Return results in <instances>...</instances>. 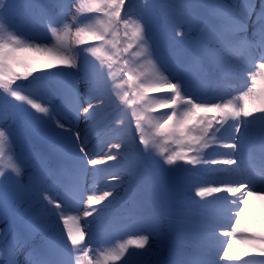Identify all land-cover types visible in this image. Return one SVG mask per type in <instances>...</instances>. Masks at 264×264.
Wrapping results in <instances>:
<instances>
[{"label": "snow or ice", "instance_id": "6c2138e0", "mask_svg": "<svg viewBox=\"0 0 264 264\" xmlns=\"http://www.w3.org/2000/svg\"><path fill=\"white\" fill-rule=\"evenodd\" d=\"M125 4L0 0V181L29 203L15 231L0 228V264H148L143 257L159 218L143 214L127 189L128 238L110 251L89 242L125 175L129 186L143 180L151 191L147 156L160 158L161 171L225 165L241 176L197 187L200 198L233 197L232 223L217 236L224 225L205 213L171 221L177 238L167 264H248L253 253L264 258V233L238 231L248 197L264 195V0H156L173 38L167 55L157 54L147 13L122 15ZM18 9L48 35L18 31L11 20ZM257 54L261 62L248 73L246 88L233 90L238 95H208L193 86L219 84L236 58L254 60ZM109 81L122 89L120 103L132 108L139 139L125 129L109 151L97 152L92 133L99 117L111 119L108 109L115 103ZM118 165V171L108 170ZM257 178L260 187L254 186ZM221 236L224 246L216 249L213 242ZM238 239L246 248L234 254Z\"/></svg>", "mask_w": 264, "mask_h": 264}, {"label": "rangeland", "instance_id": "374dc122", "mask_svg": "<svg viewBox=\"0 0 264 264\" xmlns=\"http://www.w3.org/2000/svg\"><path fill=\"white\" fill-rule=\"evenodd\" d=\"M159 8V7H158ZM160 10V9H159ZM131 11L133 13V18L136 14L147 13L150 18L149 11L138 4V0H128L125 6V13ZM22 10H17L12 23L14 27L23 33L25 36L39 37L43 38L46 36L39 26L31 23L30 18L25 16L26 14H20ZM20 14V15H19ZM160 19L162 21V27L165 28L164 35H159L156 39L157 44V54L167 55L170 50L173 38L169 32L168 26L165 23L164 13L160 10ZM173 13L169 11V16ZM34 18V17H33ZM233 62L245 66L244 74L238 75L237 77L227 74L225 78L219 82V84H205L202 85L199 82H194V87L199 89L201 92H207L208 95L221 96L226 93L231 95H238V91L233 90H244L246 84L248 83V73L255 69V64L261 62L259 60V54L256 55L254 60L236 58ZM115 72V70H114ZM243 72V70H242ZM117 73V72H116ZM115 73L114 81L115 85H119L121 82L120 74ZM109 94L112 95L115 103L108 109L111 113V119L105 123L104 117L101 116L97 121V128L92 133L93 145L97 152H107L109 151L107 145L109 143H115L119 137L123 134L125 129L131 130L134 133L135 129V119L132 117V108L127 105L121 104L119 101V93L122 89H115L112 81H109ZM164 95V94H161ZM228 98H231L228 96ZM119 104V109H116V105ZM155 115H159L156 113ZM117 119H122L124 121L123 125L117 124ZM259 128V121L256 125ZM138 142V134H135ZM19 151V146L17 147ZM113 154H116L115 149H111ZM220 151H226L221 149ZM220 158V157H216ZM143 161V167L147 171L148 180L151 182V191L145 188V182L143 180H138L134 182L131 186L128 184L127 175H125V184L123 187L118 189L116 200L113 204L105 211L103 216L97 221L96 227H94L95 238L91 239L89 242L93 247L104 248L105 251L113 250L122 240L128 238L131 228L124 227L126 220L125 217L128 215L129 211L132 210V204L127 203V196L125 190H128V196L135 194L137 202L145 215H155L159 218V229L155 239H150V252L148 255L143 257L148 264H155L157 256L161 253L165 255V262L170 259V251L174 248L177 233L175 227L171 224L173 220H185L193 218L194 214L205 213L209 216H213L219 220L220 223L224 225V228L217 230V236H219L221 231L228 230V226L232 221H229L227 217L231 214L232 208L228 201L233 199L230 195L228 200L223 197L226 195L224 193L218 194L217 196H210L205 198H200L195 195L197 187H207V186H219L221 183L234 182L241 179L239 171L235 170V166H225V165H201L197 164L194 168L191 165H183L182 168L174 172L161 171L160 158L158 156H147ZM116 162H110V164L115 165ZM119 165L116 167L109 168V171L115 172L119 170ZM170 166L164 165L163 168L167 169ZM174 167V166H173ZM87 183H91V177L86 178ZM104 183H108L104 181ZM103 186V184H102ZM254 186L260 187L261 183L259 178L256 179ZM114 194V195H115ZM160 197H163L166 202L169 217L167 219L166 231L168 232L169 246L167 249L163 247V231L164 223L160 219L159 209L157 201ZM86 203V202H85ZM29 208V203L25 201L24 198L17 196L14 187L8 181H0V228L9 227L13 231L16 230L20 223V218L22 214ZM39 205H35L33 211L38 210ZM83 209H80V215L82 216ZM75 214V210L73 213ZM92 218L90 217L89 220ZM238 231L240 233H249L259 236L264 233V195L262 199L258 201L250 202L248 198V203L244 207L243 215L240 216V225ZM10 239V236L8 237ZM225 239L220 237L219 240L214 241V247L216 249L222 248L221 240ZM87 240V238H86ZM6 244V241H5ZM246 245L242 240H237L233 245V253L239 254L243 252ZM132 249H130L131 251ZM143 251V250H136ZM23 259V257H21ZM248 264H260L261 260L264 258L259 257L257 254L253 253L250 257L245 258ZM224 264V262H222Z\"/></svg>", "mask_w": 264, "mask_h": 264}, {"label": "trees", "instance_id": "16d2710c", "mask_svg": "<svg viewBox=\"0 0 264 264\" xmlns=\"http://www.w3.org/2000/svg\"><path fill=\"white\" fill-rule=\"evenodd\" d=\"M130 1V0H129ZM17 2L19 3L20 0H17ZM128 3V0H126V4ZM156 3V0H147V7L145 6V0H138V4L142 7H144L145 9H147L149 11L150 17H151V27L152 30H154L155 35H157V37H160L159 35H164V31L165 28L162 27V21L160 19V10L157 6H154ZM125 4V6H126ZM21 11V9H19ZM25 14L22 10V12L20 14ZM19 14V15H20ZM28 16V15H25ZM30 18L31 23H33L34 25H37L39 27L44 28V25L40 24L39 22L36 21L35 18L28 16ZM13 19V17H12ZM19 19V17L14 16V20Z\"/></svg>", "mask_w": 264, "mask_h": 264}, {"label": "bare ground", "instance_id": "6f19581e", "mask_svg": "<svg viewBox=\"0 0 264 264\" xmlns=\"http://www.w3.org/2000/svg\"><path fill=\"white\" fill-rule=\"evenodd\" d=\"M244 67L245 66H241L240 64L233 62L232 68L227 74H231L232 76H235V77H237L238 75H241V74L243 75L244 74V69H245ZM242 70H243V72H242ZM255 70L256 69H253L252 71H255ZM100 167L103 168L104 166H100ZM115 195H117V194H115ZM262 197H263V195L250 196L248 198H249L250 202H254V201H258L259 199H262ZM94 227H96V226H94Z\"/></svg>", "mask_w": 264, "mask_h": 264}]
</instances>
